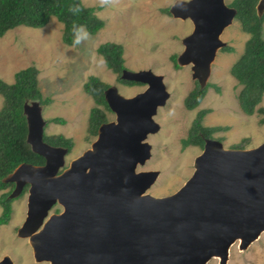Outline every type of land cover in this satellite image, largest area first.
Masks as SVG:
<instances>
[{"label":"water","instance_id":"obj_1","mask_svg":"<svg viewBox=\"0 0 264 264\" xmlns=\"http://www.w3.org/2000/svg\"><path fill=\"white\" fill-rule=\"evenodd\" d=\"M256 11L263 13L264 0ZM169 12L192 22L176 62L190 64L203 87L236 9L225 0H174ZM120 77L147 86L125 96L109 84L104 98L114 118L99 124L90 146L68 165V148L43 139L39 99L23 103L26 141L45 161L20 162L2 178L14 182L9 197L29 184L17 235L27 237L35 260L46 264H205L212 256L226 264L233 242L245 248L264 230V140L226 147L205 137L183 184L153 195L147 189L158 170L137 165L150 156L146 137L159 128L153 114L169 92L163 76L150 68L124 67ZM56 202L61 210L50 212ZM0 264L13 261L5 254Z\"/></svg>","mask_w":264,"mask_h":264},{"label":"rangeland","instance_id":"obj_2","mask_svg":"<svg viewBox=\"0 0 264 264\" xmlns=\"http://www.w3.org/2000/svg\"><path fill=\"white\" fill-rule=\"evenodd\" d=\"M88 5H97L99 0H82ZM230 0H225L228 2ZM174 0H119L114 6L97 10L104 25L78 46L68 45L61 39L63 24L55 16L41 27L17 25L0 36V77L12 81L16 70L31 63L39 69L38 84L43 95L52 101L42 105V116L47 119L61 116L63 123H45L44 133H63L73 139L71 150L65 155V165L90 146L96 137L87 136V119L94 104L91 95L83 89L89 74H95L118 91L131 96L142 91L147 84H130L117 80L116 73L109 69L96 46L112 40L123 44L125 67L138 70L150 68L163 76L165 89L169 92L165 101L153 114L159 123L155 132L147 135L151 144L150 156L137 170L155 169L158 175L147 189L153 195H165L175 191L190 176L194 157L201 151L197 145L182 147L181 138L201 107L211 110L203 117L205 125H226L224 130L213 133L226 147H236L239 140L249 137L244 147L259 144L264 140V113H244L238 105L237 92L240 85L230 73L231 65L244 49L249 34L242 30L240 21L234 17L220 34L222 40L233 47L231 51L219 48L211 62L207 77L209 84L200 103L187 109L183 99L194 85L190 64L175 65L176 56L184 45L182 38L192 30L189 18L175 17L163 10ZM100 5V4H99ZM264 37V22H263ZM2 95L0 94V106ZM258 105L264 106V93ZM110 119L115 114L110 111ZM2 190H0L1 192ZM27 191L14 197L7 223L0 224V258L7 254L13 264H46L35 260L27 237L17 235V228L26 216ZM60 206V205H59ZM1 211V206H0ZM53 208L50 209V212ZM205 264H218L212 256ZM226 264H264V230L245 248H239L236 240L229 247Z\"/></svg>","mask_w":264,"mask_h":264},{"label":"trees","instance_id":"obj_3","mask_svg":"<svg viewBox=\"0 0 264 264\" xmlns=\"http://www.w3.org/2000/svg\"><path fill=\"white\" fill-rule=\"evenodd\" d=\"M258 0H230L229 4L235 7V16L239 19L243 31L249 34L245 40L244 49L237 60L231 65L230 73L234 76L240 88L237 92L239 108L246 114L255 111L264 113V106L258 105L264 93V37L263 22L264 11L257 14L256 3ZM77 5L81 11L74 14L69 9ZM101 6L88 5L82 0H0V36L8 29L17 25L32 27L44 26L52 16L62 22L61 39L68 45H73V24L83 25L87 32L96 33L103 25L104 19L98 15L97 10ZM169 12L168 7L163 8ZM222 48L231 51L229 44ZM123 44L117 41L106 40L96 46V51L103 56L106 66L116 73L117 80L130 84H139L135 80H127L120 77L124 65ZM175 65L178 63L175 61ZM39 69L35 63H31L15 71L12 81H6L0 77V94L2 103L0 106V224L7 223L11 214V202L14 197L8 194L13 188L14 182L3 181L2 178L13 170L20 162L42 164L45 159L41 154L34 152L26 141L27 122L23 112V103L26 100L39 99L42 105L52 101L49 95H43L38 81ZM109 85L95 74H89L82 86L86 93L91 95L94 104L90 107L87 119V136H94L101 122L110 119L112 111L105 98L104 89ZM209 84L200 87L197 80L184 96L185 108L192 109L202 100ZM211 110L210 107L199 108L193 117L185 137L181 138V145H197L203 147L205 137H213V133L224 130L226 125H205L202 120L204 115ZM55 121L63 123L61 116H52L46 119V123ZM264 118H260L263 122ZM43 139L53 145H61L68 148L73 146V139L63 133H44ZM249 142V137H242L236 147H244ZM67 152V153H68ZM25 184L19 195L28 189ZM18 195V196H19ZM17 197V196H16Z\"/></svg>","mask_w":264,"mask_h":264},{"label":"clouds","instance_id":"obj_4","mask_svg":"<svg viewBox=\"0 0 264 264\" xmlns=\"http://www.w3.org/2000/svg\"><path fill=\"white\" fill-rule=\"evenodd\" d=\"M119 2V0H99V4L101 7H108V6H114ZM70 12L74 14H78L81 9L79 6L74 5L69 9ZM72 32H73V46L80 45L89 35V33L86 31L85 27L83 25H77L73 24L72 26Z\"/></svg>","mask_w":264,"mask_h":264},{"label":"flooded vegetation","instance_id":"obj_5","mask_svg":"<svg viewBox=\"0 0 264 264\" xmlns=\"http://www.w3.org/2000/svg\"><path fill=\"white\" fill-rule=\"evenodd\" d=\"M228 5H230L229 4V1L228 2H226ZM231 6V5H230ZM222 48V47H221ZM13 186H14V184H13ZM29 186V185H28ZM27 186V187H28ZM27 191V190H26ZM52 208H53V211L52 212H59L60 210H61V206H59V204L56 202L55 204H53V206H52Z\"/></svg>","mask_w":264,"mask_h":264},{"label":"bare ground","instance_id":"obj_6","mask_svg":"<svg viewBox=\"0 0 264 264\" xmlns=\"http://www.w3.org/2000/svg\"><path fill=\"white\" fill-rule=\"evenodd\" d=\"M218 257V259H219V256H217Z\"/></svg>","mask_w":264,"mask_h":264}]
</instances>
